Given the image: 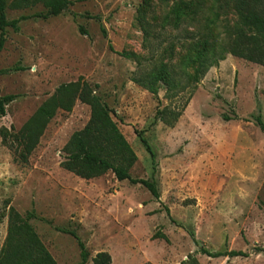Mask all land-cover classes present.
Returning <instances> with one entry per match:
<instances>
[{"label":"rangeland","instance_id":"obj_1","mask_svg":"<svg viewBox=\"0 0 264 264\" xmlns=\"http://www.w3.org/2000/svg\"><path fill=\"white\" fill-rule=\"evenodd\" d=\"M17 1L5 0L10 20L56 4ZM57 1L59 15L8 27L0 53V96L16 95L0 115V264H28L31 232L58 264H82L57 227L77 232L86 264L100 252L111 264H264V65L240 55L256 33L243 26L249 0ZM80 78L98 85L137 155L131 175L154 179L159 199L111 170L85 178L63 166L91 120L80 99L54 107L37 137L22 135Z\"/></svg>","mask_w":264,"mask_h":264},{"label":"trees","instance_id":"obj_2","mask_svg":"<svg viewBox=\"0 0 264 264\" xmlns=\"http://www.w3.org/2000/svg\"><path fill=\"white\" fill-rule=\"evenodd\" d=\"M60 1V0H59ZM25 0L17 1V6H22ZM45 3L56 4L53 9L48 11L35 12L30 15H21L19 18L10 20L7 14V6L5 0H0V53L6 42L5 31L8 27H12L16 31L19 30V23L30 18H49L57 16L61 13L62 8L57 0H44ZM250 7L243 8L241 16L243 18V26H249L256 33L250 37H245L250 41L249 46L240 53V55L252 62L264 65V0H249ZM245 3V2H244ZM247 5V3H245ZM248 6V5H247ZM82 34H87L84 27H80ZM224 59V57H221ZM7 72L3 70L0 73ZM93 87H98L94 85ZM87 81L79 79L62 85L48 102L47 106L42 107L40 118H34L26 126L22 135H26V131L31 132L37 137L42 131L47 120L53 116L52 109L61 107L67 111H71L76 99L90 104L92 108V116L90 122L80 131L75 132L64 150L66 152V160L63 166L68 170L85 178H92L101 173L111 170L115 177L120 180H128L132 184H142L157 199L160 198V191L157 182L154 179L135 178L131 175L130 169L137 161V155L131 148L124 135L119 131L118 124L109 115L107 106L103 103L99 96L94 94L93 88ZM16 98L14 94L0 96V115L6 114V105ZM225 119H229L225 116ZM257 124L264 130V122L262 115L255 117ZM31 131V132H30ZM142 142L150 150L147 140L138 133ZM33 145L26 144V150L21 155L26 160V155ZM168 211V210H167ZM33 216V215H32ZM57 230L72 235L80 248V256L82 264L88 261L89 253L85 243L80 239L77 232L66 227H57ZM195 243H199L195 234L189 231ZM161 233H156L155 237ZM31 243L34 249L31 251V260L28 264H58L51 254L36 238L35 233L31 232ZM200 252L213 258L222 256L240 257L248 256V253L242 250L212 251L205 246L200 247ZM94 261L96 264H111L112 258L108 252L98 253ZM184 261L182 264H185ZM144 264H152L150 262Z\"/></svg>","mask_w":264,"mask_h":264}]
</instances>
